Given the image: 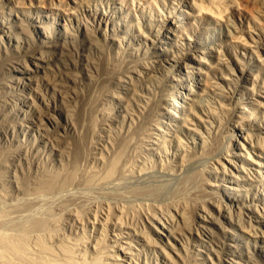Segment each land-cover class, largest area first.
Instances as JSON below:
<instances>
[{"label": "rangeland", "instance_id": "rangeland-1", "mask_svg": "<svg viewBox=\"0 0 264 264\" xmlns=\"http://www.w3.org/2000/svg\"><path fill=\"white\" fill-rule=\"evenodd\" d=\"M0 60V264H264V0H0Z\"/></svg>", "mask_w": 264, "mask_h": 264}, {"label": "bare ground", "instance_id": "bare-ground-1", "mask_svg": "<svg viewBox=\"0 0 264 264\" xmlns=\"http://www.w3.org/2000/svg\"><path fill=\"white\" fill-rule=\"evenodd\" d=\"M253 4H255L254 2L252 3V5ZM251 5V4H250ZM255 6V5H254ZM1 61V60H0ZM2 62L4 63V62H6V60H2ZM2 62H0V67L2 66L1 65V63ZM6 64V63H5ZM95 67H103L104 69H106L107 67H110V61L109 60H107V59H105L104 61H103V63H102V65L101 66H95ZM234 111V110H233ZM232 111V112H233ZM243 111L246 113V112H249L250 111V108H248V106L246 105V107H244L243 108ZM234 113V112H233ZM232 113V114H233ZM233 118H234V116H233ZM244 122L243 121H241L240 123H239V130H241V132H244V126H241L242 124H243ZM249 136V135H248ZM234 137V136H233ZM260 138L262 137V136H259ZM238 138V137H237ZM236 137L235 138H232L233 140H235L237 143H238V139H237ZM253 142V141H252ZM240 143V142H239ZM231 149V148H230ZM228 150V152H227V154L226 155H231V153H232V151L231 150ZM244 149V148H243ZM235 155V154H234ZM235 156H238V155H235ZM260 157V156H259ZM262 159L264 158V157H261ZM236 164V163H235ZM262 167V166H261ZM264 167V166H263ZM5 237V236H4ZM45 262H46V260H45ZM50 263V262H49ZM45 264V263H44ZM47 264V263H46Z\"/></svg>", "mask_w": 264, "mask_h": 264}]
</instances>
